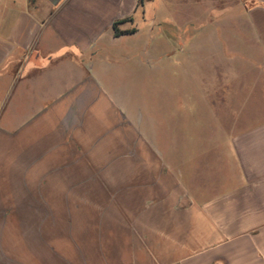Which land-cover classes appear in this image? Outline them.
Segmentation results:
<instances>
[{"label": "crops", "instance_id": "0c3cea01", "mask_svg": "<svg viewBox=\"0 0 264 264\" xmlns=\"http://www.w3.org/2000/svg\"><path fill=\"white\" fill-rule=\"evenodd\" d=\"M166 1L0 0V264H264V122L203 148L122 125ZM219 1L251 36L218 52L263 73L264 0ZM186 22L177 55L218 31Z\"/></svg>", "mask_w": 264, "mask_h": 264}, {"label": "rangeland", "instance_id": "374dc122", "mask_svg": "<svg viewBox=\"0 0 264 264\" xmlns=\"http://www.w3.org/2000/svg\"><path fill=\"white\" fill-rule=\"evenodd\" d=\"M227 4L235 2L196 0L179 10L176 0H168L162 11L154 4L153 27L143 30L144 42L151 44L150 37L154 38L163 47L154 52L168 50L169 60L165 56L154 57L152 64L145 67V75L137 81L138 96L131 98L136 100L130 106L135 109L130 114L138 120L122 121V125H129L136 133V144L144 137L172 140L173 147L177 140L183 141L184 146L188 140H201L199 147L203 148L208 140H224L230 132L234 134L264 122V72L237 59L228 62L218 52H224L219 45L221 39L232 48L233 40L247 41V36H251L249 32H241L238 37L232 30L235 25H247L244 15L227 11L215 15V9H224ZM185 22L216 26L218 31L184 34L186 48L183 55H177L182 49L177 43ZM193 36H198L195 42ZM197 42L198 47L191 50ZM225 77L231 81L229 86ZM130 152H135L134 145Z\"/></svg>", "mask_w": 264, "mask_h": 264}, {"label": "trees", "instance_id": "16d2710c", "mask_svg": "<svg viewBox=\"0 0 264 264\" xmlns=\"http://www.w3.org/2000/svg\"><path fill=\"white\" fill-rule=\"evenodd\" d=\"M113 29H114V34H115L116 36H118V35H124V34L129 33V32H126V31H123V32H119V31H117V30L115 29V24L113 25Z\"/></svg>", "mask_w": 264, "mask_h": 264}]
</instances>
